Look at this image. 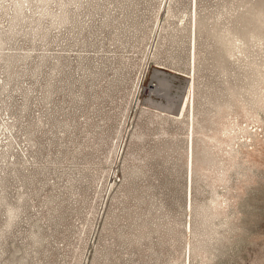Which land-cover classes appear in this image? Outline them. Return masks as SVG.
Listing matches in <instances>:
<instances>
[{
  "label": "rangeland",
  "instance_id": "1",
  "mask_svg": "<svg viewBox=\"0 0 264 264\" xmlns=\"http://www.w3.org/2000/svg\"><path fill=\"white\" fill-rule=\"evenodd\" d=\"M0 264H264V0H0Z\"/></svg>",
  "mask_w": 264,
  "mask_h": 264
},
{
  "label": "bare ground",
  "instance_id": "2",
  "mask_svg": "<svg viewBox=\"0 0 264 264\" xmlns=\"http://www.w3.org/2000/svg\"><path fill=\"white\" fill-rule=\"evenodd\" d=\"M183 109V108H182ZM189 147V146H188Z\"/></svg>",
  "mask_w": 264,
  "mask_h": 264
}]
</instances>
